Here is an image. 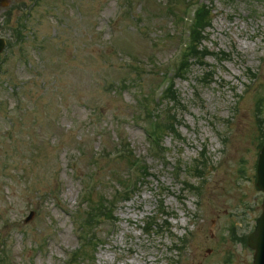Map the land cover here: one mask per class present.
Returning a JSON list of instances; mask_svg holds the SVG:
<instances>
[{
    "label": "rangeland",
    "instance_id": "374dc122",
    "mask_svg": "<svg viewBox=\"0 0 264 264\" xmlns=\"http://www.w3.org/2000/svg\"><path fill=\"white\" fill-rule=\"evenodd\" d=\"M180 1L0 5V36L9 39L20 9L31 14L26 38L13 41L0 59V264H252L245 240L264 197L256 186L264 0H215L203 9L195 0H185L188 7ZM199 25L198 47L207 56L173 80L191 57L189 31ZM170 80L184 105L177 111L183 138L168 134L166 158L159 159L140 106L148 99L152 107L150 94L159 98ZM150 106L154 118L158 109ZM9 126L11 137L4 133ZM204 149L211 164L195 196L183 190V180ZM120 150L129 158L108 157ZM136 156L154 176L115 206L110 221L96 225L101 240L86 250L94 262L83 251L70 262L81 245L70 212L80 208L84 180L96 179L94 199L110 197ZM158 192L173 217L160 216L168 231L147 234L143 226L158 211ZM31 210L35 215L26 221Z\"/></svg>",
    "mask_w": 264,
    "mask_h": 264
},
{
    "label": "trees",
    "instance_id": "16d2710c",
    "mask_svg": "<svg viewBox=\"0 0 264 264\" xmlns=\"http://www.w3.org/2000/svg\"><path fill=\"white\" fill-rule=\"evenodd\" d=\"M195 35H193V38L196 39V36H198V33L196 30L193 31ZM199 33H201V30H199ZM194 52V51H193ZM194 56L197 57V59H202L201 57H204L205 56V53L204 51H195L194 52ZM191 66L190 63H188L184 68H183V73H186L188 70H189V67ZM177 95V93H175L174 91H171L169 94H168V98H169V102H173V104L175 103H178L179 100H178V96H175ZM145 101V99H144ZM146 102V101H145ZM175 118V116H174ZM150 126L152 129L151 130V135L154 136L155 139H162L165 134L167 133H174V125H175V122L173 123V121H169L168 123H166V125L164 126H159V125H154L153 121L150 120L149 122ZM131 153V152H130ZM121 157L123 158V155H121ZM126 158H129V156H125ZM136 161L134 160V162L132 161L131 162V167L134 165ZM200 165L199 164H196L194 166L195 170L198 171L200 170ZM146 167V166H145ZM146 171L145 172H140V174L142 176L138 177L137 178V182H135L134 184V187L132 190H129L127 189V186H128V182H129V179L126 177L125 175V178L119 182V184H121V186L124 188L123 191H116L113 195H111V198H108V196H102L101 198H99L98 200L96 201H93L92 199L88 198L89 199V210L88 211H85V215L83 216L81 220V225H82V229H83V226L87 229H89L88 231H86L88 234L89 232L91 231V228H94V220L97 216H95L94 212L95 213H98V215L100 216H104V218H107V219H111L113 216H114V206H116V204L123 198H125L126 195H129L131 192H133L136 188V186H138V184L141 183V179H145V178H148L150 174L147 173V170H149L148 167H146ZM191 168V166H190ZM145 170V168H144ZM197 176H200L199 174ZM187 187H190L188 184H187ZM198 189V188H197ZM112 199V200H111ZM163 212V211H161ZM147 225L149 228V232L150 233V230L152 231H158V229H156V227L158 226V224L156 223V221L153 219V221H148L147 222ZM155 226V229L153 228ZM84 231V230H83ZM85 233V231H84ZM97 239L96 237L94 236V238H88V243L87 244H91V247L95 248L94 246L97 245V242H95ZM84 255L86 256L85 258L88 260L89 257L87 255V252L85 251ZM79 256H77V259H78ZM82 257L80 256L79 259H81ZM84 258V260H85Z\"/></svg>",
    "mask_w": 264,
    "mask_h": 264
},
{
    "label": "water",
    "instance_id": "95a60500",
    "mask_svg": "<svg viewBox=\"0 0 264 264\" xmlns=\"http://www.w3.org/2000/svg\"><path fill=\"white\" fill-rule=\"evenodd\" d=\"M4 45V40L0 39V51L3 49ZM257 175V185L264 190V145L259 155ZM262 206L263 212L257 219L255 231L251 233L248 238V244L255 250L253 264H264V200Z\"/></svg>",
    "mask_w": 264,
    "mask_h": 264
}]
</instances>
